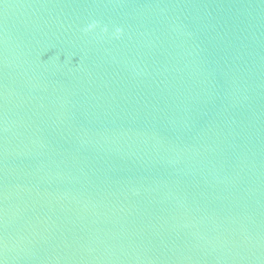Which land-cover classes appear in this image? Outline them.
<instances>
[{"label": "water", "instance_id": "1", "mask_svg": "<svg viewBox=\"0 0 264 264\" xmlns=\"http://www.w3.org/2000/svg\"><path fill=\"white\" fill-rule=\"evenodd\" d=\"M0 264H264V0H0Z\"/></svg>", "mask_w": 264, "mask_h": 264}]
</instances>
